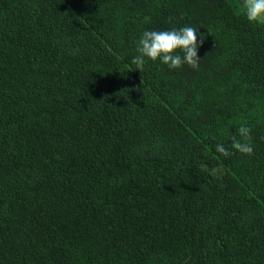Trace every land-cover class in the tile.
<instances>
[{"label": "trees", "instance_id": "1", "mask_svg": "<svg viewBox=\"0 0 264 264\" xmlns=\"http://www.w3.org/2000/svg\"><path fill=\"white\" fill-rule=\"evenodd\" d=\"M154 1L0 0V264H264V25L197 1L199 69L141 73ZM139 106L196 127L139 154ZM242 123L251 156L230 147Z\"/></svg>", "mask_w": 264, "mask_h": 264}, {"label": "clouds", "instance_id": "2", "mask_svg": "<svg viewBox=\"0 0 264 264\" xmlns=\"http://www.w3.org/2000/svg\"><path fill=\"white\" fill-rule=\"evenodd\" d=\"M242 12L249 24L264 25V0H242ZM203 43L202 36L196 28L184 26L172 30H145L137 42V53L132 64L139 72H143L146 60L161 61L169 69L179 70L188 66L198 70L200 59L198 50ZM142 83V81H141ZM238 135L232 136L231 149L242 155L251 156L253 145L251 141V129L246 124L238 128ZM215 151L228 158L232 151L223 144H217Z\"/></svg>", "mask_w": 264, "mask_h": 264}, {"label": "rangeland", "instance_id": "3", "mask_svg": "<svg viewBox=\"0 0 264 264\" xmlns=\"http://www.w3.org/2000/svg\"><path fill=\"white\" fill-rule=\"evenodd\" d=\"M110 1L112 6L115 7V10H120V15H122L123 9L134 8L138 10L140 8V5H136V0ZM197 1H201L200 3L203 4L204 7H210L209 3L211 0H155V5L150 11V17L144 19L143 26L135 38V45L137 46V42L145 30L161 31L184 27L183 23H186L187 15L189 16L184 9H190L192 6L196 7L195 4ZM240 1L242 3V0ZM116 50H118V41L115 40V45L113 44L112 46H106V48H104L105 56H108L109 52L114 53ZM37 84L41 85V80H38ZM130 114L132 122L130 121L129 125L134 127V131L132 130V137L133 142H136L134 143V146L139 154L161 147L168 141L177 142L183 138L182 136H184L185 127H196L195 123H190L188 121L187 115L181 117L180 119H172L171 121L174 124L173 126H165L162 124V121L155 120L153 112L150 114L145 113L142 106L132 110ZM132 144L133 143L131 141L130 145L132 146ZM183 213L184 207L180 206L176 214L177 217L175 218L178 225H183L187 219L185 216L184 221L181 224V220L179 219H182Z\"/></svg>", "mask_w": 264, "mask_h": 264}]
</instances>
